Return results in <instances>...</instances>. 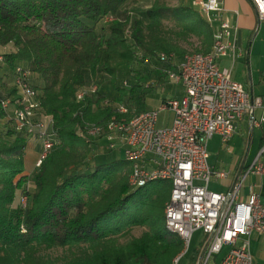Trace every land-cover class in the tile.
<instances>
[{"label": "trees", "instance_id": "16d2710c", "mask_svg": "<svg viewBox=\"0 0 264 264\" xmlns=\"http://www.w3.org/2000/svg\"><path fill=\"white\" fill-rule=\"evenodd\" d=\"M213 34L187 0H0V88L14 94L4 77L28 69L55 133L30 177L28 139L9 124L0 129V264L172 263L183 242L164 224L170 182L132 188L123 158L92 161L103 136L88 132L146 111L149 74L163 78L177 70L174 59L210 52ZM92 83L96 92L77 101Z\"/></svg>", "mask_w": 264, "mask_h": 264}, {"label": "built area", "instance_id": "2783aa9c", "mask_svg": "<svg viewBox=\"0 0 264 264\" xmlns=\"http://www.w3.org/2000/svg\"><path fill=\"white\" fill-rule=\"evenodd\" d=\"M249 1L258 21H264V0ZM192 5L212 26L217 22L218 28L214 29L210 52L187 53L177 70L170 72L183 95L165 101L158 111H143L128 120H112L104 127L90 129L88 134H102L109 142V150L121 146L123 159L131 167L128 182L132 188L156 180L170 182L164 224L167 232L179 236L183 242V250L171 264H179L196 231H202L208 238L197 264H208L224 245L231 248L219 264H256L249 245L253 236L264 234V206L255 193L240 200L239 190L249 173L264 175V146L252 164L237 173L230 189L219 193L208 189L211 179H227L229 174L208 164L207 142L217 135L226 145L233 136L235 123L245 117L251 127L264 123V96L253 97L231 78L230 69L225 73L218 63L225 57L233 63L241 55L237 46L238 28L231 24L221 1L194 0ZM158 58L167 62L173 56L159 54ZM29 78L28 69L14 68L11 85L15 92L8 95L0 88V112L16 132L40 142L36 169L54 147L55 133L53 120L43 114ZM96 90L95 83L79 89L76 100L82 101L87 93ZM162 110L172 113L167 127L156 126L158 112ZM256 111H260L258 119ZM119 112L126 109L120 107ZM26 201V195L22 194L20 204L25 206Z\"/></svg>", "mask_w": 264, "mask_h": 264}, {"label": "rangeland", "instance_id": "374dc122", "mask_svg": "<svg viewBox=\"0 0 264 264\" xmlns=\"http://www.w3.org/2000/svg\"><path fill=\"white\" fill-rule=\"evenodd\" d=\"M170 4H177V0H167ZM194 0H187L188 4H193ZM213 28H218V23L213 22ZM258 32L256 37L252 40L250 46V58L248 62V74L253 83L256 82L258 78L259 69L253 64L252 53L256 49L261 51L264 48V21H260L257 26ZM222 60V59H220ZM219 60V61H220ZM174 63L177 62L176 59L173 60ZM219 63V62H218ZM230 62L226 61L221 63L222 69L224 72H228L230 69ZM167 76L163 78H157L155 74L151 73L150 81H153L154 84L151 87L150 91L146 95V111H158L159 107L172 98H179L181 95V86L178 84L173 76ZM230 75L232 79H237L245 83V78L247 75V69L243 68L237 63H234ZM31 83L40 84L39 80L35 75L30 77ZM248 79V78H247ZM9 82H12V77L8 76ZM102 89L111 94L110 86L107 81L103 82L101 85ZM256 93L264 91V88L256 87ZM256 118H259V111L255 113ZM172 113L169 110H162L158 112L157 116V127H167L171 124ZM4 127V120L0 119V129ZM260 137L259 127H251L248 119L245 117L242 120L235 123V129L233 137L223 144L220 140V137L217 135L212 136L207 142V162L215 170H225L226 172L232 173L235 169V166L240 163L244 164L245 167H248L256 156L258 152V140ZM28 143L25 154H24V164L25 169L33 168L34 157L40 151V142L36 139H33ZM109 142L103 138L99 141V150H97L92 158L94 162H108L113 159L123 158V151L121 146L118 144L113 150H109ZM260 161V160H259ZM35 169L30 171V177L33 175ZM227 182L225 181H215L213 178L210 182V189L212 190H222L226 186ZM28 186H31L30 181L28 180ZM141 233V230L137 229L134 231V234L138 236ZM208 238L202 231H196L192 234L188 250L180 258L179 264H197L201 255V252L207 242ZM230 245H224L221 251L218 254H215L211 257L208 264H219L223 257L227 254ZM250 253L253 256L254 262L256 264H264V235L253 236L250 240L249 245Z\"/></svg>", "mask_w": 264, "mask_h": 264}, {"label": "crops", "instance_id": "0c3cea01", "mask_svg": "<svg viewBox=\"0 0 264 264\" xmlns=\"http://www.w3.org/2000/svg\"><path fill=\"white\" fill-rule=\"evenodd\" d=\"M220 1H221V5L226 9V15L229 18L231 24L237 26V28H238L237 46L241 52V55L238 56L233 63H231V60L229 57L222 58V60L219 61L220 67L222 69V66H221L222 61L225 63H226V61H228L231 63L230 64V72H231V69H232L234 63H237L240 66H242L243 68L247 69V75L245 78V80H246L245 83L238 81L237 79H233V80L240 83L243 86V88L249 94H251L253 97L264 96V91H260L259 93H256V91H257L256 87L264 88V48H262L261 51L256 49L252 53V59L254 62L253 64L256 66V68L259 69L258 78H257L255 83H253L251 81V78L249 77V74H248V62H249V58H250V46H251L250 44H251L252 40L257 35V32H258L257 26L259 25L260 21H258L256 14L254 12L253 6L249 0H220ZM4 80L6 82H8L9 84H11V82H9L7 77H4ZM182 95H183V91L181 88L180 97ZM259 115H260V111H259ZM0 119L4 120V126H6L8 124L5 118L0 117ZM255 127H259V129H260V137L258 140V152H259L260 148L262 146H264V123H261L260 125L255 126ZM31 141H34V140L33 139L27 140L26 148H27L28 143H30ZM258 152L256 153V156H257ZM35 156L38 157V154ZM256 156L254 157V159L256 158ZM37 157H34L33 168L28 169V170L25 169V172H24L25 175L30 176V174H31L30 171L35 169L34 163H35ZM254 159H253V161H254ZM250 165H248V166H250ZM245 168L246 167L244 166V164L240 163V161H239V164L235 166V169L232 173L227 172L229 174L227 179L215 180L217 182L218 181L227 182L224 189L212 190V189H210V183L208 185V189L211 191L219 192V193H225L227 190L230 189V187L232 186V184L236 180L237 173H239L240 171H243ZM212 169H214V168H212ZM251 193L257 194L258 198H259L260 205L264 206V175L249 173L245 177V179L243 180V182L240 186V190H239L240 200H246L247 197ZM262 235H264V234H262Z\"/></svg>", "mask_w": 264, "mask_h": 264}]
</instances>
